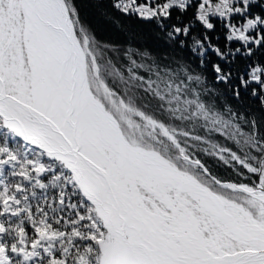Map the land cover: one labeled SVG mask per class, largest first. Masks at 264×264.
Returning a JSON list of instances; mask_svg holds the SVG:
<instances>
[{
    "label": "snow or ice",
    "instance_id": "1",
    "mask_svg": "<svg viewBox=\"0 0 264 264\" xmlns=\"http://www.w3.org/2000/svg\"><path fill=\"white\" fill-rule=\"evenodd\" d=\"M87 3L168 51L0 0V264H264V0Z\"/></svg>",
    "mask_w": 264,
    "mask_h": 264
},
{
    "label": "trees",
    "instance_id": "2",
    "mask_svg": "<svg viewBox=\"0 0 264 264\" xmlns=\"http://www.w3.org/2000/svg\"><path fill=\"white\" fill-rule=\"evenodd\" d=\"M81 15L88 23L92 24L97 29L96 35L105 41H110L120 45L134 46L138 49L149 48L154 52L168 51L163 41L158 39L157 30L153 25L144 24L139 21L132 20L134 37L126 35L121 32H116L110 28H106L100 25L98 18L96 17L91 5L87 3V0H81ZM207 163L211 169L219 176L230 178L231 169L217 159H208Z\"/></svg>",
    "mask_w": 264,
    "mask_h": 264
}]
</instances>
